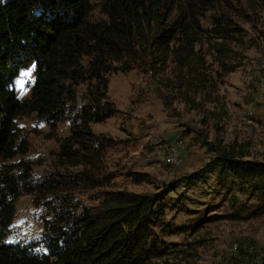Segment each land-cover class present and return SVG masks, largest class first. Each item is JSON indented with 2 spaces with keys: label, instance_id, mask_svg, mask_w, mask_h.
<instances>
[{
  "label": "trees",
  "instance_id": "16d2710c",
  "mask_svg": "<svg viewBox=\"0 0 264 264\" xmlns=\"http://www.w3.org/2000/svg\"><path fill=\"white\" fill-rule=\"evenodd\" d=\"M223 1L228 2L192 0L184 9L179 0H105V19L92 22V0H0V264H178L168 260L169 246L156 234L168 207L163 194L103 190L107 184L100 182L99 164L111 142L92 126L119 112L107 95L111 72L138 68L166 81L182 100L190 93L209 97L216 84L205 74L208 54L197 47H207L222 76L235 70L233 45L244 42L228 14L214 18L209 29L200 26L204 13ZM198 5L202 14L196 12ZM170 65L171 79L166 77ZM31 68L32 96L21 101L14 83ZM83 86L86 91L78 94ZM27 114L54 130L61 121L70 122L59 160L83 168L77 181L86 190L102 191L97 206H84L78 214V207L53 214L45 252L35 251L38 244L7 242L21 193L7 162L19 153L16 121ZM214 151L216 158L185 180L198 182L203 173L218 170L221 178L231 176L249 185L258 201L254 212L264 215V162L245 160L236 146ZM131 176L137 183L147 177Z\"/></svg>",
  "mask_w": 264,
  "mask_h": 264
},
{
  "label": "rangeland",
  "instance_id": "374dc122",
  "mask_svg": "<svg viewBox=\"0 0 264 264\" xmlns=\"http://www.w3.org/2000/svg\"><path fill=\"white\" fill-rule=\"evenodd\" d=\"M104 1L92 0V22L105 19ZM226 1L204 13L200 26L209 29L214 18L228 14L244 42L233 45L235 70L222 76L207 47H197L208 54L205 74L216 84L209 97L190 93L182 100L166 81L154 80L138 68L111 72L106 76L107 95L119 112L92 126L111 142L99 164L100 182L107 184L103 190L163 194L168 207L156 234L169 246L168 260L178 264H264V215L254 212L258 201L251 187L231 176L221 178L218 170L203 173L198 182L185 180L216 158V148L236 146L245 160L264 162V0ZM191 2L179 0L184 9ZM201 9L198 5L196 12L202 14ZM172 68L167 78L173 77ZM33 84L31 68L14 83L19 100L31 99ZM85 91L83 86L78 94ZM16 124L19 153L7 165L13 167L21 193L7 242L38 244L35 251L45 252L47 222L53 214L77 207L78 214L84 206H97L102 191L86 190L77 181L83 168L59 160L60 143L70 135L69 121L54 130L27 114ZM176 142L179 162L171 164L169 149ZM135 173L147 176L145 181L137 183L131 176Z\"/></svg>",
  "mask_w": 264,
  "mask_h": 264
},
{
  "label": "built area",
  "instance_id": "2783aa9c",
  "mask_svg": "<svg viewBox=\"0 0 264 264\" xmlns=\"http://www.w3.org/2000/svg\"><path fill=\"white\" fill-rule=\"evenodd\" d=\"M170 151H172V159L173 161H177L178 158V154L180 153V142H176L174 144H171V149H169Z\"/></svg>",
  "mask_w": 264,
  "mask_h": 264
},
{
  "label": "bare ground",
  "instance_id": "6f19581e",
  "mask_svg": "<svg viewBox=\"0 0 264 264\" xmlns=\"http://www.w3.org/2000/svg\"><path fill=\"white\" fill-rule=\"evenodd\" d=\"M169 161H170L171 164H178L179 158H177V161H173L172 154H171V157H170V160ZM236 250H237V246L234 247V251H236Z\"/></svg>",
  "mask_w": 264,
  "mask_h": 264
},
{
  "label": "snow or ice",
  "instance_id": "6c2138e0",
  "mask_svg": "<svg viewBox=\"0 0 264 264\" xmlns=\"http://www.w3.org/2000/svg\"><path fill=\"white\" fill-rule=\"evenodd\" d=\"M26 75H30V74H27V73H26ZM21 87H23V84H21Z\"/></svg>",
  "mask_w": 264,
  "mask_h": 264
}]
</instances>
